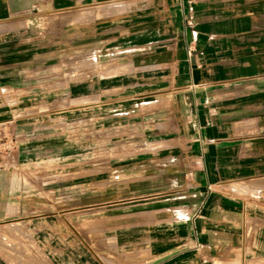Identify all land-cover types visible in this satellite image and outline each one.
Here are the masks:
<instances>
[{
    "label": "crops",
    "instance_id": "1",
    "mask_svg": "<svg viewBox=\"0 0 264 264\" xmlns=\"http://www.w3.org/2000/svg\"><path fill=\"white\" fill-rule=\"evenodd\" d=\"M0 264H264V0H0Z\"/></svg>",
    "mask_w": 264,
    "mask_h": 264
}]
</instances>
